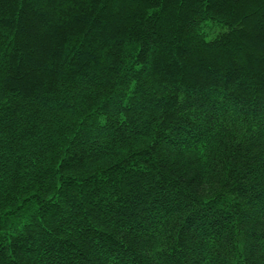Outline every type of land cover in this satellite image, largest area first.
Segmentation results:
<instances>
[{
	"label": "trees",
	"instance_id": "1",
	"mask_svg": "<svg viewBox=\"0 0 264 264\" xmlns=\"http://www.w3.org/2000/svg\"><path fill=\"white\" fill-rule=\"evenodd\" d=\"M0 264H264V0H0Z\"/></svg>",
	"mask_w": 264,
	"mask_h": 264
}]
</instances>
